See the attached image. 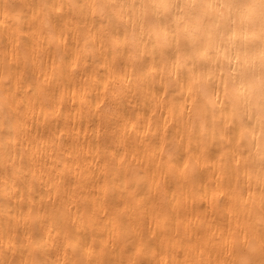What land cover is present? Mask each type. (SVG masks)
I'll return each mask as SVG.
<instances>
[{
    "label": "bare ground",
    "instance_id": "obj_1",
    "mask_svg": "<svg viewBox=\"0 0 264 264\" xmlns=\"http://www.w3.org/2000/svg\"><path fill=\"white\" fill-rule=\"evenodd\" d=\"M0 264H264V0H0Z\"/></svg>",
    "mask_w": 264,
    "mask_h": 264
}]
</instances>
